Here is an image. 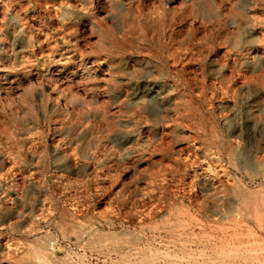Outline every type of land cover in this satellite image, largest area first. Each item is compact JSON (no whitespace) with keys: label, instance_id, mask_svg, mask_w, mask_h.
Returning a JSON list of instances; mask_svg holds the SVG:
<instances>
[{"label":"rangeland","instance_id":"374dc122","mask_svg":"<svg viewBox=\"0 0 264 264\" xmlns=\"http://www.w3.org/2000/svg\"><path fill=\"white\" fill-rule=\"evenodd\" d=\"M0 264H264V0H0Z\"/></svg>","mask_w":264,"mask_h":264}]
</instances>
